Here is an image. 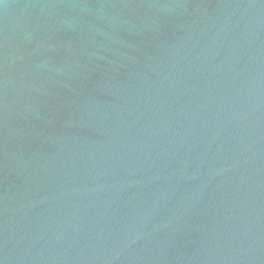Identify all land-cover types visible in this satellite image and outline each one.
<instances>
[{
    "label": "water",
    "instance_id": "1",
    "mask_svg": "<svg viewBox=\"0 0 264 264\" xmlns=\"http://www.w3.org/2000/svg\"><path fill=\"white\" fill-rule=\"evenodd\" d=\"M0 264H264V0H0Z\"/></svg>",
    "mask_w": 264,
    "mask_h": 264
}]
</instances>
